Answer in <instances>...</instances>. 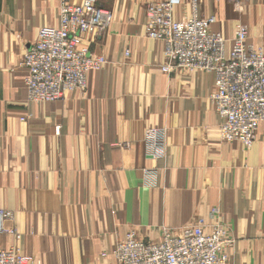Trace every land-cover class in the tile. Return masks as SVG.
Returning a JSON list of instances; mask_svg holds the SVG:
<instances>
[{"label": "crops", "instance_id": "0c3cea01", "mask_svg": "<svg viewBox=\"0 0 264 264\" xmlns=\"http://www.w3.org/2000/svg\"><path fill=\"white\" fill-rule=\"evenodd\" d=\"M61 1L0 0V208L21 234H1L0 246L40 264H100L129 230L155 242L217 206L236 238L228 264H264V122L249 149L220 139L212 75L162 71L163 43L145 36V7L158 0H97L113 19L83 40L106 64L85 91L27 99L22 54L40 27L58 24ZM199 13L215 16L211 30L226 39L244 23L248 41L264 43V0H205ZM189 14L184 0L174 16ZM151 127L166 129L159 159L147 154ZM145 168L158 171L145 180Z\"/></svg>", "mask_w": 264, "mask_h": 264}, {"label": "built area", "instance_id": "2783aa9c", "mask_svg": "<svg viewBox=\"0 0 264 264\" xmlns=\"http://www.w3.org/2000/svg\"><path fill=\"white\" fill-rule=\"evenodd\" d=\"M183 1L148 3L145 36L163 43L167 62L161 66L162 71L168 73L183 67L212 75L214 91L209 99L221 118L219 137L225 142L238 141L249 149L259 124L264 122V43L249 42V26L244 23L235 26L230 39L212 31L216 17L199 13L205 0H188L190 14L176 19L175 10ZM112 19V12L99 6L97 0H82L78 5L62 0L58 24L40 27L36 40L22 54L19 65L27 72L24 81L27 99L45 103L63 100L70 91H85L87 75L100 71L107 61L102 54L89 50L84 36H100ZM125 54L128 56V51ZM25 119L21 117L20 120ZM144 135L148 156L162 158L166 129L151 127ZM154 171L158 170L145 168V180ZM220 214L217 206L212 207L208 220L198 218L194 224L181 227L176 234L165 227L155 242L138 239L135 231L129 230L112 250L100 254V264H228L225 249L232 248L236 238L220 220ZM12 219L11 211L0 208V235L6 234L19 241L20 232L6 224ZM0 264L40 262L11 244L8 248L0 246Z\"/></svg>", "mask_w": 264, "mask_h": 264}]
</instances>
